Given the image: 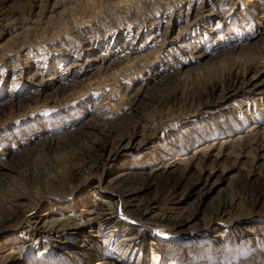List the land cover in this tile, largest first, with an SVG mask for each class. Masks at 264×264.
I'll return each instance as SVG.
<instances>
[{"label": "rangeland", "instance_id": "1", "mask_svg": "<svg viewBox=\"0 0 264 264\" xmlns=\"http://www.w3.org/2000/svg\"><path fill=\"white\" fill-rule=\"evenodd\" d=\"M98 263L264 264V0H0V264Z\"/></svg>", "mask_w": 264, "mask_h": 264}, {"label": "bare ground", "instance_id": "2", "mask_svg": "<svg viewBox=\"0 0 264 264\" xmlns=\"http://www.w3.org/2000/svg\"><path fill=\"white\" fill-rule=\"evenodd\" d=\"M2 110V109H1ZM3 111V110H2ZM143 133V132H142ZM2 166V165H1ZM3 167V166H2ZM165 170V169H164ZM48 183H50V182H48ZM109 183V182H108ZM54 183H51L50 185H53ZM51 187V186H50ZM75 196H77L76 194L74 195V198H75ZM10 197V196H9ZM8 197V198H9ZM11 197H13V196H11ZM14 197H16L15 195H14ZM14 197H13V199H14ZM18 197V196H17ZM11 198H9V200H10ZM17 199V198H16ZM35 199V198H34ZM8 201V200H7ZM7 201H6V204H7ZM8 202H10V201H8ZM138 202V201H137ZM9 205V204H8ZM142 205V204H141ZM18 206H20V205H18ZM19 208V207H18ZM10 209H12V208H10ZM113 209H114V206H113V204L112 203H108V204H106V207H105V212L106 213H109V215H111V214H113ZM146 209V208H145ZM18 210V209H17ZM133 210V209H132ZM7 211V210H6ZM10 211V210H9ZM11 212V211H10ZM9 212V213H10ZM139 212H141L140 210H139ZM141 213H149V212H141ZM92 214V213H91ZM144 214L142 215V219L143 218H145V216H144ZM50 215V216H49ZM52 215V213H47V215H45L46 217H45V219L44 220H47V222H43V223H46L47 225L49 224V225H53L54 227L55 226H61L60 228H63V230H64V228L65 227H67V225H66V223L67 222H72V223H74V225L73 226H75V225H78L79 226V229H80V227L82 226V224H83V222H80V224L78 223V221L80 220V221H83V219H79V217L80 216H82V215H77V219H74V218H65L66 220H64V224H61V223H59V225L56 223L58 220L57 219H55V218H58V217H55V216H51ZM48 216V217H47ZM61 216H65L64 214L62 215L61 214ZM66 217V216H65ZM68 217H70V216H68ZM147 217V216H146ZM4 218V217H3ZM94 219L95 220H97V222H101L100 220H98L99 219V214H95V216H94ZM91 221H93L92 219H91ZM36 222V221H35ZM56 229V228H55ZM58 232V231H57ZM49 233H50V231H49ZM113 233V232H112ZM88 234V233H87ZM48 236H49V234H48ZM128 237V235H125V239H124V241L126 240V238ZM154 254H157L156 252H154L153 253V255ZM233 259H231V261H232ZM157 262V261H156ZM234 261H232V263H233ZM99 264V263H98ZM117 264V263H116Z\"/></svg>", "mask_w": 264, "mask_h": 264}]
</instances>
